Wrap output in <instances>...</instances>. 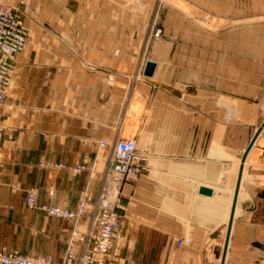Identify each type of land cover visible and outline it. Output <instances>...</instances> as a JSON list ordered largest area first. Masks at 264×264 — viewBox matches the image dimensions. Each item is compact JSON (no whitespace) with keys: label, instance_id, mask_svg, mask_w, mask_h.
<instances>
[{"label":"crops","instance_id":"obj_1","mask_svg":"<svg viewBox=\"0 0 264 264\" xmlns=\"http://www.w3.org/2000/svg\"><path fill=\"white\" fill-rule=\"evenodd\" d=\"M124 3L27 1L0 118V250L63 261L75 222L29 209L30 187L42 205L87 201L81 248L108 161L99 143L128 125L148 170L123 185L107 264H221L237 188L226 264H264V0H161L158 38L151 12Z\"/></svg>","mask_w":264,"mask_h":264},{"label":"built area","instance_id":"obj_2","mask_svg":"<svg viewBox=\"0 0 264 264\" xmlns=\"http://www.w3.org/2000/svg\"><path fill=\"white\" fill-rule=\"evenodd\" d=\"M26 0H17L15 5H0V118L7 100L8 91L16 68V56L27 46L31 28L24 19L21 7ZM161 33L157 29L153 36L158 38ZM3 127L0 124V130ZM107 142H100L99 147L106 148ZM41 166L45 164L40 163ZM53 165V164H51ZM63 167L64 164H54ZM97 168L96 163L91 170ZM86 165H77L75 173L86 171ZM148 170V153L140 149L135 138L119 137L110 146L106 167L102 170L100 189L94 204V233L78 246L81 216L87 211L88 203L83 200L77 209H71L58 204L42 205L39 202V191L36 187L26 190L25 203L29 209H41L49 216L70 219L75 226L67 239V246L61 264H107V258L116 240H123L121 232L122 188L130 180H135L141 173ZM186 239H180L182 246ZM0 264H56L52 257L28 256L18 250H0Z\"/></svg>","mask_w":264,"mask_h":264},{"label":"rangeland","instance_id":"obj_3","mask_svg":"<svg viewBox=\"0 0 264 264\" xmlns=\"http://www.w3.org/2000/svg\"><path fill=\"white\" fill-rule=\"evenodd\" d=\"M13 1L14 0H0V3H3V2H13ZM27 1L28 0H26V3H27ZM160 1L161 0H121V7L123 6V3L126 2V3H124V4H127L125 6V10L126 9L128 10V8H130V9L134 10L135 12H137L138 14L139 13L142 14L144 12L147 13L148 11H150L151 12V15L153 17V19H151V25H152L151 28H152V32L154 34V32L157 29H159L158 18L157 19L154 18V15H155L156 12H158V8L157 7H158ZM163 1H164V3L167 2L169 4L175 5L174 0H163ZM26 3L21 7L22 13L25 10ZM135 6H141V7H135ZM124 27H126V25ZM122 137L135 138L133 135H131V132L129 131V126L128 125L126 126L125 132L123 133ZM110 146H111V144H109L106 147V149H105V153L107 154V157H108V155L110 153ZM142 146H144V145H141V147ZM103 167H104L103 165H100L99 168L102 169Z\"/></svg>","mask_w":264,"mask_h":264},{"label":"water","instance_id":"obj_4","mask_svg":"<svg viewBox=\"0 0 264 264\" xmlns=\"http://www.w3.org/2000/svg\"><path fill=\"white\" fill-rule=\"evenodd\" d=\"M155 68H156V63L155 62H153L151 60L147 61L146 66H145V70H144V74L146 76H152L154 74ZM200 193L208 195V196H211L213 194V190L211 188L201 187L200 188ZM237 193H238V188L236 190V195H235V198H234V201H233L232 210L235 209V205L237 203ZM229 230H230V221H229V226H228V233L230 232ZM228 233H227V236H226V241H225V245H224V251H223V255H222V259H221V264H223L225 262V256H226L227 246H228L227 244L229 243ZM261 249L264 251V244L261 245Z\"/></svg>","mask_w":264,"mask_h":264},{"label":"bare ground","instance_id":"obj_5","mask_svg":"<svg viewBox=\"0 0 264 264\" xmlns=\"http://www.w3.org/2000/svg\"><path fill=\"white\" fill-rule=\"evenodd\" d=\"M232 208H233V206H232ZM235 208H236V205H235ZM234 217H235V209L232 210V215H231V217H230V230H229L230 232L228 233V231H227V233H228V237H229V241H230V237H231V229H232V224H233ZM227 245H228V246H227V252H226V256H225V262H224L223 264H226V259H227V253H228L229 243H228Z\"/></svg>","mask_w":264,"mask_h":264}]
</instances>
